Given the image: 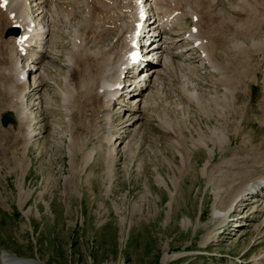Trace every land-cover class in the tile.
<instances>
[{
    "label": "rangeland",
    "instance_id": "1",
    "mask_svg": "<svg viewBox=\"0 0 264 264\" xmlns=\"http://www.w3.org/2000/svg\"><path fill=\"white\" fill-rule=\"evenodd\" d=\"M65 1L64 9L68 13H58L56 9L51 25L60 50L57 60L52 62L54 58L48 57L51 52L46 56L48 59L45 57V62L51 63L42 72L45 84L42 85L39 74L38 96L29 95L30 110L38 119L33 126L34 136L29 142L18 120L14 125L19 127L18 131L11 126L4 128L0 123V251L18 258L36 259L42 264H264V203L261 200L252 203L253 199L249 200L246 195L235 208L238 213L232 214L242 216L238 221L213 215L217 192L227 204L229 195L235 192L231 190L235 181L243 175L244 178L248 175L244 179L247 180L264 174V50L263 47L254 50L251 45L264 35V28L253 36H245L242 34L245 31H234L235 22L230 21L225 23L228 32L219 31L220 35L215 32L213 46L217 47L211 52L227 67V75L237 84L235 105L230 103L229 92L223 91L221 82L208 78L213 72L202 75L204 88L191 77L194 86L200 84L199 90L203 88L208 93L204 95L207 101L201 99L202 103L193 100L195 103L191 105L163 89L156 108L148 115L143 114V123L148 127L135 138L132 152L129 154L130 150L122 143L111 168L104 153H98L103 150L106 135L102 129L95 128L105 118L95 103L82 99L74 110L76 124L72 125L74 121L65 115L62 99L67 89L62 60L73 45L72 24L77 22L74 17L81 16L79 10L78 14L74 11L71 14L68 6H82ZM164 1L169 9L174 5L184 18L187 15L183 24L174 26L179 32L184 33L193 25L191 14L192 17L200 15L196 0ZM229 1L233 8L235 3ZM85 12L86 7L82 15ZM64 14L71 15L70 19L65 20ZM204 22L209 29V21L204 19ZM6 24L9 21L2 20L0 27L5 28ZM95 31L98 30L93 25L86 26V44L93 48L110 41L108 46L112 45V38L104 44H90L95 39ZM12 46L7 45L0 29V117L9 111L13 94L8 89L15 82L9 65ZM186 54L193 61L199 60L197 52ZM189 67L188 74L176 68L175 78L167 88L180 84L184 73L185 86ZM151 97L146 99L153 106ZM210 104H218L220 108ZM207 110L220 112L211 116ZM212 134L215 137L223 134L230 140L221 138L220 146L227 143L220 148L211 143L215 139ZM193 142L206 145L212 153L214 146V158L207 160L206 147H192ZM94 148V158L87 163L88 153ZM205 161H212L207 173L202 172ZM158 177L164 183H159Z\"/></svg>",
    "mask_w": 264,
    "mask_h": 264
},
{
    "label": "bare ground",
    "instance_id": "2",
    "mask_svg": "<svg viewBox=\"0 0 264 264\" xmlns=\"http://www.w3.org/2000/svg\"><path fill=\"white\" fill-rule=\"evenodd\" d=\"M27 1L28 0L13 1L7 7V9H10L9 11L3 10L0 8V14H1L0 20L10 21L9 16L11 12L13 11H16V15L14 19L11 21V23L19 22L18 18H21V17H25L26 20L29 19V15L31 13L29 10L30 6L29 4H27ZM29 1L36 2V5L38 6V10H40V12L38 13V16L41 15L42 17H44L40 19L39 26H43L45 31L36 39L35 43L34 41L31 42L33 39H30L28 41H20L16 39L15 45H18V46L27 45L31 42L24 49V54H25V57L27 58L26 67L29 66V68L28 69L26 67L20 68L18 66L20 73L22 71V74L24 77L23 79H21L19 77L20 76L19 74L14 84L11 83L8 89H10V91H12L13 93L12 98H11V104L9 105V110H13L15 112L17 120L19 124L21 125V128H24L25 134L28 136L27 139L30 142V139H31L30 137L34 133V129H32L31 127L34 124L35 117H33V112L31 113L28 111L29 104L24 99L27 93H29L32 88V85H30L31 83L30 74H33L39 70L38 73H36L34 77L37 78L39 74H40V77L42 78L44 77L42 75V72L45 73L46 70L49 69V65L51 64L49 63V61H48L49 64L45 62L46 61L45 57L50 52H51L50 55L54 58V59H51L52 62H55L57 60L56 56L59 54L60 50L57 49V46L55 44V34L56 33H54L55 29H53V26L51 25L55 21L56 9H58V13H62V11H65L66 13H68V11L64 9V4L66 3L65 0H29ZM71 1H74L77 3L82 2L86 7V12L83 15H81L80 18L74 17V19H77V22L75 24H72L74 25V33H73V41H72L73 45L66 51L64 60H62L65 63V69H64L65 71L63 72L64 73L63 82L65 84L64 87H66L67 89L66 93L63 92L64 96L62 100L64 101L63 102L64 106L67 109V112H68L67 115L69 117V121L71 122L74 121L72 125L76 124L77 122L76 120H74L75 119L74 110L81 105L82 99H87L88 101L92 100V102L95 103L99 114L101 116H104L103 118L108 120L106 127H113V124L110 122V114L112 112V105L115 104L114 102L115 95L117 96L119 91H113L109 93V90L111 88L110 82L112 80L117 79L119 77V74L126 72L128 68V64L126 60L124 59V55L122 54V51H123V48H126L128 46V38H127L126 31L130 29L132 20L135 17L136 13L134 9L132 8L131 0H68L67 3H72ZM231 3L232 2L229 0H196L197 8H199L200 10V15L196 17L198 18V20L195 23V26L198 28V31L197 32L191 31L189 33L190 38H196L200 40L201 46H203L204 52H206L207 60L211 63L212 65L211 67H214V69L218 71V75L220 79H223V78L225 79V77L227 78L229 77V79H232L233 77L230 78L231 75L229 74L227 75V67L223 64H220L221 62L219 63L218 57L214 54V52L213 53L211 52L212 49L216 50V47H217L216 44H214V46L211 47L213 37L216 35L214 33L217 31H218L217 33H219L220 31L223 34L227 29V25L225 23L230 22V21H232V23L235 22L234 31H239V32L245 31L243 33L241 32L245 36L248 34H249L248 36H250L254 34L255 32H257V30L261 32L260 30L264 28V8H260V6H264V0H233V3H235V6L233 8H232ZM229 6H231L230 7L231 11L228 8ZM75 7H76V4H74L73 6L71 5L68 6V10H71L70 11L71 14H73V11L75 13ZM140 13L142 14L141 15L142 17L146 15H150V14H154L157 16V19H159L158 21L159 23L155 25V29L157 31H161L164 29L172 30L174 24H181L184 21V17L183 15H181V12L178 9L174 8V5H172L169 9L166 6V3L164 0H142V4L140 7ZM193 13L195 15L197 12L194 11ZM64 17H65V20H68L70 19L69 17H71V15H69L68 17L66 14H64ZM260 18H263V19L262 21L259 22V20L257 19H260ZM204 19L209 21V23L207 22V25H209L210 29L207 28L208 27L207 25H206L207 27L203 25L205 29L207 28L206 29L207 31L202 28V24L205 23ZM30 20L31 19H29V22ZM44 20H47V22L46 23L42 22ZM29 22H27L26 24H23V26H29ZM72 22L73 21H71V23ZM91 25H93L98 30L94 32L93 37L95 39L93 40V42L98 41L101 44H104L105 41H107L109 38H112V45L108 46L110 41L108 43L105 42L106 44L101 45V46H94L93 48H91L88 44H86L84 40L85 38L84 29L86 28V26H91ZM34 31H38L37 27L35 28L33 27V32ZM25 32L26 31H24V33ZM226 32H228V30ZM204 38L206 39L204 40ZM164 39L165 40H163L157 53H158V58H161V60H163L162 61L163 64L165 65L174 58L173 55L165 54V51L168 50V46H169L168 44H172L174 41H169L167 39V36H164ZM257 42H259L258 43L259 45L256 44ZM251 45L252 47H254V50H255V47L258 49L263 47V50H264V35L260 37L259 40L253 41V44ZM242 47L244 48V46ZM188 50H190V48L187 49V51ZM179 55H180L179 58H182V53H180ZM224 56L226 57L227 54H224ZM227 57H229V55ZM263 60H264V55H263ZM119 61H120V64L118 63ZM236 61H240V60H236ZM231 64L232 63L230 62L229 66ZM188 69L190 71L192 67H189ZM231 70L232 69H230V71ZM154 73L158 77L162 73V70L161 69L158 70V67L153 65L150 69L146 70L142 75H140L139 79L138 77L130 78L132 83H134L136 86H138V88H140L139 94H137V96L143 95V92L147 89V86H148L147 83L149 81V78L153 76ZM228 73H231V72H228ZM223 74L225 75V77L223 76ZM186 79L188 80L187 85H191L192 89L194 88L195 89L194 90L191 89L192 92H188L184 88L185 92H188L191 96H193L195 98V101H200L201 99L206 100L204 99L205 98L204 95L206 96L208 93L206 94L203 88H202V91H200L199 88L196 87V85L194 86V81L191 80L190 75H188ZM44 80H45L44 78L41 79V83ZM61 82H62V79H61ZM239 82H240V79H239ZM43 84L45 83H42V85ZM38 86L34 87L32 91L38 90V88L40 89V84ZM37 93L38 92L36 91V93H33V94H35L36 96ZM131 93H132V90H131ZM224 95L226 96V94ZM171 96L174 97L173 94ZM175 97L177 96L175 95ZM79 98L81 100H78ZM14 101H16L17 103H14ZM206 101H204L205 104L206 103L209 104ZM41 102L42 101H40L39 104ZM116 104H119L121 106L126 105L124 100H120V101L118 100ZM217 105L210 104V106L212 107L214 106L216 109H219L220 107L218 108ZM146 106H151V103L148 99H146V96H144L142 107L139 104L138 106L131 105L130 108H126V111L128 109L129 112H132V114H135V116L138 115V118L135 119L133 122L131 121L133 118H135V116L132 119H128L124 121V123L126 124L123 127L135 125L136 122L143 117L142 115H140L141 114L140 111H143ZM232 109L230 107V110ZM215 112H220V111L215 110L214 112H208V115L212 116L214 115ZM221 113H224V112H221ZM228 113L230 114L231 112H228ZM138 124H140V121L137 123V125ZM138 127H141V124L138 125ZM108 134L109 136L107 135L105 137V140H108L107 143H109V149L107 152H108V155L110 154L109 159L111 161L110 163V166H111L116 161L115 158H113V151L116 149V142H117L118 137L114 133H108ZM219 138L220 139L222 138V140L223 139L227 140L223 134ZM130 142L131 141L129 140L126 141V143H130ZM128 146L130 147L129 144ZM71 149L72 148L70 147V150ZM209 152L212 157L213 151L210 150ZM93 154H94V151H91L90 154L88 155L89 158H86L87 163L93 158ZM205 165L207 166L208 162H206ZM244 176L245 175H243V177H240L241 180H239L238 182L235 181L236 184L235 183H233L232 185L231 183L227 184L233 187V188L231 187L232 191H235L231 195H229L230 192H228V195L230 197H228L227 199L228 200L227 204L225 202H222V200L220 199L219 197L220 192L216 193V201H215V206H214V211H213L214 218L227 217L228 214H230V212L232 211V209L236 208L237 204L240 201H243L246 195H249V196L252 195L251 196L253 199L252 203L258 202L259 199L254 200L255 197L264 198L263 195L260 196V194L255 192L257 191V189H261V190L264 189V174L262 176L255 177V178H252L254 177L252 176L250 177V179H247V180H244V179L248 175H246L245 178ZM238 178L237 179L233 178V179L238 180ZM251 180H255V181H253L252 183H249ZM158 181L159 183H164L161 177H158ZM219 190L221 191V188ZM187 221L188 219L186 220V222ZM0 264H42V263L40 261H37L36 259L18 258L15 255L7 251H0Z\"/></svg>",
    "mask_w": 264,
    "mask_h": 264
},
{
    "label": "water",
    "instance_id": "3",
    "mask_svg": "<svg viewBox=\"0 0 264 264\" xmlns=\"http://www.w3.org/2000/svg\"><path fill=\"white\" fill-rule=\"evenodd\" d=\"M9 121H12V117L9 116L7 113H4L2 116V123L4 126H7Z\"/></svg>",
    "mask_w": 264,
    "mask_h": 264
},
{
    "label": "snow or ice",
    "instance_id": "4",
    "mask_svg": "<svg viewBox=\"0 0 264 264\" xmlns=\"http://www.w3.org/2000/svg\"><path fill=\"white\" fill-rule=\"evenodd\" d=\"M8 3V0H4V5H0V6H6Z\"/></svg>",
    "mask_w": 264,
    "mask_h": 264
}]
</instances>
